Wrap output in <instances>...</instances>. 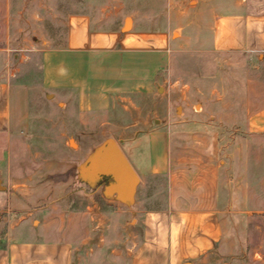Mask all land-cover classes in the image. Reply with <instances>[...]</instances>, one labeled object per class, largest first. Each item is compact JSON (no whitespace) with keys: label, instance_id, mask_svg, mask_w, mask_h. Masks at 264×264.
Listing matches in <instances>:
<instances>
[{"label":"crops","instance_id":"0c3cea01","mask_svg":"<svg viewBox=\"0 0 264 264\" xmlns=\"http://www.w3.org/2000/svg\"><path fill=\"white\" fill-rule=\"evenodd\" d=\"M115 8L109 14L119 12ZM122 16L112 26L102 25L93 8L64 17L63 43L43 55L42 88L48 99L58 91V103H34V87L25 81L29 74L18 67L34 59V42L28 36L23 42L0 40V197L12 192L9 218H17L7 237L0 236V264H211L206 258L228 240L251 233L254 221L264 222L239 218L264 213L257 209L253 151L264 132V103L254 96L253 71H228L232 63L264 62V0H138ZM99 60L108 64L107 86L128 101L132 93L152 91L151 82L169 79L176 98L167 106L168 124L176 131L130 137L92 156L76 171L90 181L106 175L113 197L106 213L93 199L70 212L67 197L39 200L28 194L36 185L49 187L52 176L66 175V166L62 171L36 164L33 112L48 106L65 111L70 80L94 74L85 71L84 77L70 67ZM232 78L240 80L234 91L243 100L229 103ZM165 85L159 93H167ZM215 93L217 102L210 98ZM62 122L65 127V116ZM60 141H66L65 130ZM57 185L65 189L67 182ZM100 218L111 233L106 247L122 229L124 251L117 261L114 251H100ZM255 254L264 256V246Z\"/></svg>","mask_w":264,"mask_h":264},{"label":"rangeland","instance_id":"374dc122","mask_svg":"<svg viewBox=\"0 0 264 264\" xmlns=\"http://www.w3.org/2000/svg\"><path fill=\"white\" fill-rule=\"evenodd\" d=\"M137 2L138 0H128L126 2L125 0H0V40L15 39L18 42H23L28 36L29 40L34 42L33 47H31L34 59L29 63L19 64L18 66L20 70L29 74V78H26L25 81L30 82L34 87L35 98L33 102L42 103L48 102V100L59 102L58 91L52 90L50 92L52 95L56 93L55 100L52 95L48 99L42 88L43 55L45 52L59 49L63 43L65 16L68 17L76 12L86 13L93 8L95 12H98L99 22L102 25L112 26L114 22L117 25L118 20L120 21L124 17L122 11H131ZM113 7H116L115 10H119V12L109 14L114 11ZM16 49L18 52H22V48ZM182 62L187 65V58H183ZM56 66V62L49 64L51 70H55ZM107 66L108 64H101L100 60L97 63H84L81 68H76L73 65L70 69L72 71H83L84 77L88 76L85 71L92 70L94 74L91 75V78L70 80L71 85L66 90L65 99L62 100L67 104L66 110L59 112L54 106H48L46 110L33 112L36 114L32 129L34 133L33 149L37 154L36 164L42 163L47 167L60 168L62 171L66 166V175L56 174L52 176V184L47 188L37 189L41 184L36 185L37 187L33 191L28 192L30 196L39 200L42 198L48 199V197H67L70 212L76 211V209L82 207L84 202L93 199L98 205L100 213H106V202L113 197L109 189L110 182L107 176L99 174L95 180L90 181L82 173H78L76 169L81 166H88L89 164L86 162L109 145H121V140L130 137L132 139L135 136L160 134L169 137L171 133L176 131L175 127L168 124L169 112L167 106L176 98L169 91L171 86L169 79L164 78L156 85L151 82L150 84L153 85H151L152 91L146 94L134 95L132 93L130 101H128L125 100L128 98L127 95L117 93V91L112 92L113 88L110 85L107 86L108 78L105 75ZM230 66H228L229 72L235 70L254 72L256 78H253V81H256L255 91L258 93L254 96L257 97L256 99L260 105L264 103V62L248 63L246 67H241L235 63ZM181 68L180 71H182ZM184 72L182 71V75H184ZM75 82L79 84L77 88L74 87ZM228 82L231 85V92L227 95L226 101L230 103L243 100L242 96L236 93L238 91H234L235 87L240 85V80L232 78ZM162 85L168 88L166 94H162L163 90L162 93L158 91V88ZM213 85L211 86L213 87ZM131 89L136 88L132 86ZM92 92H96L98 95L95 96L94 94L92 96ZM210 98L213 99L211 101L217 102L218 94H212ZM249 100L250 96L247 98V101ZM201 101L202 97H200ZM253 101H255L254 97ZM200 102L195 103L199 104ZM82 105H93L96 109L82 110ZM64 116L65 127L62 122ZM60 119L61 125L59 127ZM161 120L164 121L163 126H160ZM64 130L66 131V141L62 142L60 138H62ZM228 133L235 134V130L228 128ZM238 133L237 130L236 134ZM257 135L259 136V142L253 144V151L256 156L254 161L257 163L260 185L257 199L259 207L257 209L264 211V132ZM243 151H245V148H243ZM59 156L63 159L64 164L58 161ZM59 181L67 182L66 190L64 188L59 189L57 185ZM11 193L10 191L3 192L1 194L2 198L0 197V236L2 238L7 237L17 219L9 218L11 211L7 202L10 200ZM88 203L89 201L86 202V204ZM239 218H264V213H253L247 216L244 214ZM105 221L106 218H103V220L100 218L98 229L100 251L109 250L111 253L114 251L117 261L122 257L124 251L123 232L122 229H119L115 234L112 233L114 238L108 240L109 247H106V236H110L111 233L107 234ZM255 225L262 228L256 229ZM251 228V233H241V237L238 236L228 240L224 249L217 250L207 257L206 262L209 261L211 264H264L263 255L255 254L251 256L253 249L264 246V222L254 221ZM240 232H243V230H240ZM241 243L242 247L240 246Z\"/></svg>","mask_w":264,"mask_h":264}]
</instances>
